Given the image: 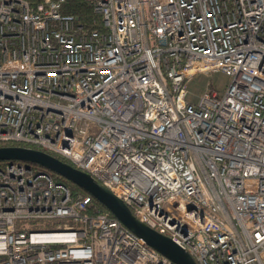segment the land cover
Listing matches in <instances>:
<instances>
[{"label": "built area", "instance_id": "2783aa9c", "mask_svg": "<svg viewBox=\"0 0 264 264\" xmlns=\"http://www.w3.org/2000/svg\"><path fill=\"white\" fill-rule=\"evenodd\" d=\"M87 1L99 28L0 0V144L66 160L195 264H264V0ZM32 165L0 162V264H173Z\"/></svg>", "mask_w": 264, "mask_h": 264}, {"label": "water", "instance_id": "95a60500", "mask_svg": "<svg viewBox=\"0 0 264 264\" xmlns=\"http://www.w3.org/2000/svg\"><path fill=\"white\" fill-rule=\"evenodd\" d=\"M19 161L34 164L79 187L100 203L127 230L173 264H195L191 256L171 239L139 222L129 208L110 190L90 175L73 168L46 152L22 146H0V162Z\"/></svg>", "mask_w": 264, "mask_h": 264}, {"label": "trees", "instance_id": "16d2710c", "mask_svg": "<svg viewBox=\"0 0 264 264\" xmlns=\"http://www.w3.org/2000/svg\"><path fill=\"white\" fill-rule=\"evenodd\" d=\"M43 0H28L31 6H35ZM64 13H71L79 17V19L83 22V24L87 28L100 27L101 20L100 16L93 12L91 4L87 0H65V4L63 6ZM16 144L11 143H1L0 146H15ZM63 162H67L64 159L59 158ZM33 167L43 170L37 165H32ZM48 172V171H46ZM50 176L57 182H61L66 185L73 194H83L87 195L85 191L80 189L79 187L73 185L71 182L59 177L58 175L48 172ZM92 199L91 211H107L100 203H98L95 199Z\"/></svg>", "mask_w": 264, "mask_h": 264}, {"label": "rangeland", "instance_id": "374dc122", "mask_svg": "<svg viewBox=\"0 0 264 264\" xmlns=\"http://www.w3.org/2000/svg\"><path fill=\"white\" fill-rule=\"evenodd\" d=\"M208 80H210L212 87L219 93H223L230 82V78L221 72L212 73L208 79L202 75L195 76L187 84V100L197 103L206 91Z\"/></svg>", "mask_w": 264, "mask_h": 264}]
</instances>
